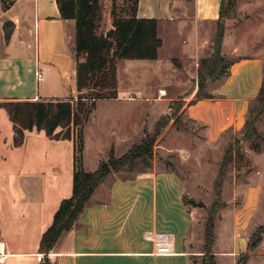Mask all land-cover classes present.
Wrapping results in <instances>:
<instances>
[{
    "label": "crops",
    "instance_id": "crops-1",
    "mask_svg": "<svg viewBox=\"0 0 264 264\" xmlns=\"http://www.w3.org/2000/svg\"><path fill=\"white\" fill-rule=\"evenodd\" d=\"M222 2L139 0L138 17L158 20L163 45L157 59L136 60L157 62L162 69L180 58L185 68L196 65L192 80L197 79L202 60L215 50ZM255 6L247 3L240 8ZM261 14L264 19V11ZM76 33V21L63 19L58 0H0V264H43L38 260L44 253L42 236L62 201L73 194L75 140L33 129L25 130L23 142L16 144L17 129L4 103L77 100ZM224 44L225 39L223 54L238 58L227 78L212 82L216 87L211 98L197 99V93L184 98L161 93L158 98V89H165H155L149 78L142 89H153L151 94L138 87L135 91L117 88V98L98 101L84 130L94 124L107 137H119L128 152L145 137L138 106L177 99L185 101V118L202 127L201 147L217 145L229 131L243 133L251 104L264 84V54L226 53ZM122 60L135 59H118V76ZM38 74L43 75L41 80ZM66 80L71 94L64 91ZM95 150V170L112 150L120 157L114 141L98 144ZM84 167L95 171L88 167L85 155ZM234 186L235 198L223 207H231V219L223 220L220 228L216 224L213 254L217 264H239L246 255L244 264H264V235L256 248L250 247L253 234L264 227V172L246 181L235 178ZM194 226L181 173L154 169L101 185L78 226L65 233L51 253L57 264H193L189 241ZM160 233L172 236L174 253H156L153 238Z\"/></svg>",
    "mask_w": 264,
    "mask_h": 264
},
{
    "label": "trees",
    "instance_id": "trees-1",
    "mask_svg": "<svg viewBox=\"0 0 264 264\" xmlns=\"http://www.w3.org/2000/svg\"><path fill=\"white\" fill-rule=\"evenodd\" d=\"M58 4L63 19L76 21L77 89L80 92L78 99L4 103L17 129L16 144L23 142L25 130L33 129L46 130L53 138L75 140L73 194L62 201L52 225L42 236L41 249L46 253L43 264H50L48 253L52 252L59 239L78 226L81 214L93 202V196L101 185L113 183L117 179H134L153 170L155 144L161 133L159 126L154 134L146 133L142 141L134 144L124 155L118 157L112 150L95 171L89 172L85 169L84 125L98 101L118 97L117 60L157 59L163 41L159 36L157 19L138 17L139 0H135L133 6L125 12L114 10L113 28L102 33L98 31L102 12L101 0H58ZM226 5L227 0H223L214 53L210 58L202 60L203 69L199 73L197 99L211 98L212 95L201 93L205 84L209 80L220 82L227 78L234 62L228 61L223 54ZM263 114L264 84L257 100L251 104L242 138L251 142V147L259 152L263 147L258 140L261 135L257 123ZM232 160L233 150L230 149L225 154L216 181L217 197L206 224L203 264H217L212 251L216 241V215L225 206L222 192L228 164ZM263 233V227H260L253 234L251 249L261 242ZM248 257L243 256L239 264H244Z\"/></svg>",
    "mask_w": 264,
    "mask_h": 264
},
{
    "label": "rangeland",
    "instance_id": "rangeland-1",
    "mask_svg": "<svg viewBox=\"0 0 264 264\" xmlns=\"http://www.w3.org/2000/svg\"><path fill=\"white\" fill-rule=\"evenodd\" d=\"M134 2L135 0H101L99 33L107 32L113 27L114 10L125 12L133 6ZM247 3H255L257 6L254 9L242 10L241 5ZM263 4L264 0H227L224 44L226 53L264 54V19L261 14L264 11ZM172 54L179 56L180 53ZM226 58L228 61H232L238 57L237 54H234L226 55ZM120 62L118 89L121 91H135L134 88L137 87L143 91L142 87H146L149 78H151L155 89L164 88L166 94L168 93V96L172 98H184L186 95L191 97L197 93L199 77L192 80L197 74L195 64L185 68L182 64L183 60L177 58L174 64L166 63L161 69L159 63L151 60L135 59ZM202 69L201 62L199 72ZM215 87L216 84L209 80L201 93L212 95ZM64 91L67 94L72 93L71 83L67 80ZM153 91V89H145L143 92L147 95ZM158 92L157 97L160 98L162 91L158 89ZM184 102L177 99L167 102L165 105L144 102L138 106V114L140 116L142 111L145 134H154L156 129L161 126V133L154 149L153 170L175 169L181 173L185 189V202L194 212L195 219L189 248L195 255L193 264H203L206 224L217 197L216 181L227 150H233V160L227 168L222 192L223 203L228 204L229 200L235 198V178L246 181L249 177L264 172V114L261 115L257 123V129L261 135L258 140L263 147L261 152L254 150L251 147V142L242 140L243 133L235 134L233 130L229 131L217 145L207 148L201 147L202 127L186 119L183 114V105L180 103L184 104ZM84 139V155L90 170L96 168L95 148L98 144L107 145L108 142L114 141L119 156L127 152L126 145L119 137H107L94 124L85 127ZM234 204L235 199L232 202L233 207ZM262 208L264 211V194ZM229 209L231 207L221 208L216 215L218 228L221 227L223 220L231 219L232 211Z\"/></svg>",
    "mask_w": 264,
    "mask_h": 264
},
{
    "label": "built area",
    "instance_id": "built-area-1",
    "mask_svg": "<svg viewBox=\"0 0 264 264\" xmlns=\"http://www.w3.org/2000/svg\"><path fill=\"white\" fill-rule=\"evenodd\" d=\"M39 79L43 78L42 74H38ZM156 247V253L167 255L174 253V245H173V238L170 234L160 233L155 235L153 238ZM46 253H41L38 255V260L43 261ZM49 263L50 264H57L55 258L53 257L52 253H48ZM1 258V256H0Z\"/></svg>",
    "mask_w": 264,
    "mask_h": 264
},
{
    "label": "bare ground",
    "instance_id": "bare-ground-1",
    "mask_svg": "<svg viewBox=\"0 0 264 264\" xmlns=\"http://www.w3.org/2000/svg\"><path fill=\"white\" fill-rule=\"evenodd\" d=\"M162 94L165 95L166 94V91L165 90H162Z\"/></svg>",
    "mask_w": 264,
    "mask_h": 264
}]
</instances>
